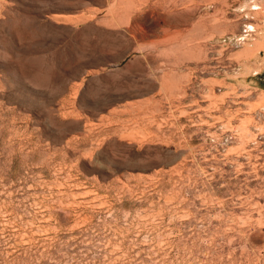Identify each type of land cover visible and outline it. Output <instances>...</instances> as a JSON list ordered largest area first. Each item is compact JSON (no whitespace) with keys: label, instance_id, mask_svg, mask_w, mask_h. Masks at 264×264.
Listing matches in <instances>:
<instances>
[{"label":"rangeland","instance_id":"1","mask_svg":"<svg viewBox=\"0 0 264 264\" xmlns=\"http://www.w3.org/2000/svg\"><path fill=\"white\" fill-rule=\"evenodd\" d=\"M0 264H264V0H0Z\"/></svg>","mask_w":264,"mask_h":264},{"label":"bare ground","instance_id":"2","mask_svg":"<svg viewBox=\"0 0 264 264\" xmlns=\"http://www.w3.org/2000/svg\"><path fill=\"white\" fill-rule=\"evenodd\" d=\"M68 19V18H67Z\"/></svg>","mask_w":264,"mask_h":264}]
</instances>
